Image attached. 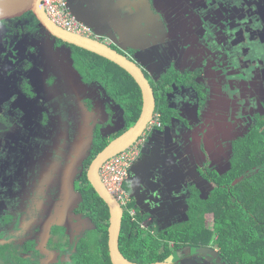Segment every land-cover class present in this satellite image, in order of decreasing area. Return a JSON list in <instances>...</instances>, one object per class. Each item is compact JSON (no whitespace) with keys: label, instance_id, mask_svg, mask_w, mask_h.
I'll return each instance as SVG.
<instances>
[{"label":"flooded vegetation","instance_id":"flooded-vegetation-1","mask_svg":"<svg viewBox=\"0 0 264 264\" xmlns=\"http://www.w3.org/2000/svg\"><path fill=\"white\" fill-rule=\"evenodd\" d=\"M66 1L68 9L89 25L90 38L126 55L139 67L154 94L153 116H159L160 126L144 130L135 142L139 153L128 174L133 185L126 190L128 203L116 200L122 209L119 247L120 241L135 235L123 230L136 225L145 236L156 237L160 231L166 236L163 230L178 221L169 222L173 215L170 205L190 194L198 201L191 210L185 205L183 222L189 224L198 214H204L203 219L214 214L197 210L198 202L202 206L214 189L227 191L224 198L229 204L227 177L239 168L233 162L246 152L252 137L264 135V0ZM83 51L49 34L31 13L0 22V264L2 255L5 264H15V256L25 264H71L87 239L94 220L90 210L78 200L69 213L70 199L59 202L58 196L64 197L69 178L77 194L90 185L88 180L82 182L81 175L83 171L87 174L100 152L91 155L97 133L108 142L128 128L120 104L107 87L86 81L78 60L98 59ZM171 72L181 81H189L179 86L173 83L169 93L163 94V76ZM84 112L92 113L87 127L92 129L94 145L78 165L74 162L77 129ZM97 118L103 122L93 127ZM166 129L169 131L164 133ZM194 165L196 174L201 170V176L197 174L202 177L200 189L193 182L198 178L188 179L186 184L180 179ZM224 169L227 171L222 173ZM255 169L235 176L231 185L251 176ZM156 188L159 190L153 191ZM138 189L167 199L154 206L148 201L139 204ZM181 189L175 196L177 202H172ZM223 208L229 207L224 204ZM62 213L69 215L66 222H51L50 217ZM154 216L159 219L152 221ZM72 221L77 225L71 231ZM189 236L194 237L191 232ZM219 248L195 241H169L168 255L159 262L232 264ZM143 249L144 258L135 263L149 264L145 257L151 250L146 244ZM54 254L61 260H53Z\"/></svg>","mask_w":264,"mask_h":264},{"label":"trees","instance_id":"trees-1","mask_svg":"<svg viewBox=\"0 0 264 264\" xmlns=\"http://www.w3.org/2000/svg\"><path fill=\"white\" fill-rule=\"evenodd\" d=\"M83 53L91 58H97L98 60L95 62L87 59L78 60L77 63L81 70L83 72H92V76H87L88 79L101 83L103 87H107L109 95L112 96L116 103L120 104L122 108L123 120L125 121L126 128L131 127L138 119L142 106L141 93L138 86L125 71L115 64L90 52L83 51ZM188 81L189 78L181 81V78L173 72L165 74L162 79V92L163 94L169 93L173 83L179 86L188 83ZM192 85L190 86L192 87ZM126 97L129 100L128 104H122L123 100L126 101ZM163 110L162 112L166 113L165 108ZM261 120L264 122V118ZM121 132H123V130ZM119 134L121 133H117L106 142V139L97 133L94 138L95 146L91 154L92 157L102 150L104 144H108L119 136ZM235 160L237 162H233V164H238L239 168L235 170L234 175L231 174L227 177L230 178V180L227 181L229 185H227V187L231 190L229 195L232 197L230 198V203H226L227 198H216L217 195H214V189L211 193L212 196L205 199L202 206L199 205L201 201H199L197 205V210L200 211H202L203 205L209 206L202 213L214 212V228L221 226V228L219 227L220 231H218V233L214 231L217 234L215 242L217 244L218 241L219 247L222 250V255L229 263H231L230 256L232 254H237L236 252H238L239 249H244L250 240H256L259 244L254 248L256 252L264 253V247L262 246V244H264V213L261 212L264 211V135L252 137L250 143L247 144L246 152ZM89 161L88 159L87 162L89 163ZM255 167V172L251 176L238 181L235 186L231 185V181L235 176L241 175L246 170ZM81 176L82 182L88 183L86 171H83ZM81 192L82 193L79 194V201L83 204L84 208L90 210V218L94 220H90L91 228L88 230L87 239L83 240L80 244L81 248L79 253H75L72 256L71 264H111L107 252V228L109 218L107 207L90 185H88L87 188H82ZM224 194L227 195L228 192L224 190ZM213 196H215V198H213L214 200H212L214 202L210 201ZM186 199V203H190L191 205L198 201L196 197H191V194ZM219 202H222L229 208L225 210L223 204ZM195 217H198V219H194ZM195 217H193L194 220L192 225L190 224V232L194 237L198 236L202 239L203 236L205 239L206 233L202 231V214H198V216ZM190 220H192L191 217ZM187 224L176 222L163 230L167 233L166 236L160 231L156 232V237L150 234L145 236L146 232L140 230L138 225L134 226V228H130L127 224L129 228L123 231L130 233V235H135H131L130 240H127V242L120 241V244H122V246L119 247L120 252L127 260L140 262L144 258L145 253L143 245L146 244L151 252L149 256L145 257V260L150 263L163 261L168 255V251L166 250L169 241L182 242L184 240L180 239V237H188L190 232L184 229ZM153 248H156V251H152ZM246 256V253L239 255L237 259L239 264L255 263ZM13 258L19 262H25L19 256ZM232 264H234L233 259Z\"/></svg>","mask_w":264,"mask_h":264},{"label":"water","instance_id":"water-1","mask_svg":"<svg viewBox=\"0 0 264 264\" xmlns=\"http://www.w3.org/2000/svg\"><path fill=\"white\" fill-rule=\"evenodd\" d=\"M42 1L43 0H0V22L20 18L24 14L31 13L39 22L40 26L55 38L95 54L121 68L134 80L140 90L142 106L138 119L130 128H128L126 132L111 141L95 156V158L91 161L86 174L89 184L98 197L106 204L108 209L107 250L111 264H138L127 260L119 250L118 243L122 223V209L116 199L103 185L99 176V170L101 165L106 160L133 145L144 132L148 123L151 121L155 110V98L153 91L143 72L136 64H134L132 60L128 59L126 55L124 56L118 53L111 47L93 38L80 36L61 29L47 17L41 7ZM71 14L77 21L89 27V25L77 14L74 12H71ZM85 113L86 112L81 113V116L79 117L80 125L77 129L79 131V142L76 143L78 149L75 157H77V159H75L74 162L78 165H80L81 160L87 157V152L92 141V132H88L87 130L88 120ZM67 182L66 191L62 193L64 194V197L63 195L58 196V201L61 202L60 200H62V202H64L70 199L69 202L72 204L73 200L71 199L72 195L70 194V190H73L72 179L69 178ZM69 183L70 188L68 187ZM78 200H80L79 194L76 193V201ZM67 216L69 215L62 213L60 215H55L52 218L50 217V219H52V223L61 225L60 223L63 222ZM149 264H170V260L168 262H155Z\"/></svg>","mask_w":264,"mask_h":264},{"label":"built area","instance_id":"built-area-1","mask_svg":"<svg viewBox=\"0 0 264 264\" xmlns=\"http://www.w3.org/2000/svg\"><path fill=\"white\" fill-rule=\"evenodd\" d=\"M41 7L47 17L62 29L80 36L90 37L92 35L89 27L72 16L66 0H43ZM159 126V116L155 114L145 130L151 131L153 128ZM138 153L139 143H134L119 154L106 160L99 170V176L103 185L122 205H126L129 201L125 190V183L128 179L130 168L138 157Z\"/></svg>","mask_w":264,"mask_h":264},{"label":"rangeland","instance_id":"rangeland-1","mask_svg":"<svg viewBox=\"0 0 264 264\" xmlns=\"http://www.w3.org/2000/svg\"><path fill=\"white\" fill-rule=\"evenodd\" d=\"M131 50H132V48H131ZM85 74H86V76H85V79L87 80V81H90L91 83L93 82V81H91L90 79H88V77L87 76H92V72H89V71H85L84 72ZM96 81H94L93 83H95ZM92 83V84H93ZM99 83V82H98ZM91 84V85H92ZM218 90H219V92H222L219 88H217ZM210 90V89H209ZM261 92H264V89H262V91ZM211 94H212V92H211ZM260 99H263V98H260ZM125 100L126 101H122V104H128V102H129V100H128V98L126 97L125 98ZM118 107H120L119 105H118ZM260 111H262L263 110V108H258ZM117 110L119 111V114L121 115V113H122V111L119 109V108H117ZM74 111H75V109H74ZM106 112L107 113H109L110 115L112 114V115H114V111H112V110H109V109H107L106 110ZM86 114V117H88L89 115H91L92 113H89V112H87V113H85ZM122 116H123V113H122ZM179 117L182 119V118H185L184 116H182V115H179ZM103 121L102 120H100V119H96L95 120V122L93 123V125L92 126H94L95 124H97V123H102ZM109 129V128H108ZM87 130H88V132H92V129H90V127H88L87 128ZM113 130V128L111 127L110 128V130H109V132L110 131H112ZM103 133H105V132H107V131H102ZM108 135V133L107 134H105V136H107ZM93 144V142L91 141V144H90V146ZM94 145V144H93ZM90 149V148H89ZM233 171V170H232ZM201 172V170H198V172H197V174L199 175V176H201L200 173ZM234 172V171H233ZM198 176V177H199ZM197 178V177H196ZM201 178L202 177H200V178H198V179H196L195 181H193L192 179H194V178H191V179H189V178H185V177H181L180 179H181V181H183V184H186L187 183V181H188V179L189 180H191V181H193L194 183H195V185H196V187H198V186H200V184H202V183H200V181H201ZM68 183V182H67ZM200 183V184H199ZM186 186V185H185ZM68 187L70 188V183H69V185H68ZM210 187V186H209ZM186 189H188V188H186ZM192 189H194L193 187H192ZM50 190V189H49ZM51 192V191H50ZM52 193V192H51ZM195 193V192H194ZM70 194L72 195V197H71V199L73 200V204H71V206L68 208V211H72L73 210V208L77 205L76 204V193L71 189L70 190ZM217 195V197L216 198H224L225 196H227V195H225L224 193H222L221 191H220V189H215V191H214V195ZM203 196H205L204 194H203ZM212 196V195H211ZM56 198V196H54V194H52V196L50 197V199L51 200H54ZM200 198V197H199ZM213 198H215V196H213V197H211V199H210V201H212V200H214ZM231 200V199H230ZM61 202H62V200H60ZM186 201H187V199H185L184 201H182V200H180L178 203H176V205H175V203H174V205H170L171 206V208H172V211L171 212H173V215L169 218V222H171V221H177V222H179V223H182L184 220H183V216H184V211H185V209H186V207H185V205L186 206H188L189 208H190V210H191V204L190 203H186ZM79 202V201H78ZM212 202H214V201H212ZM185 203V204H184ZM219 203H221V204H223L222 202H219ZM171 204V203H170ZM206 205H203V211L207 208V207H209V206H206ZM223 206H224V204H223ZM41 208H42V206H40ZM213 208H216V207H213ZM262 209V208H261ZM53 210V208L52 209H48V212L50 213L51 211ZM69 212V213H70ZM159 212H162V209L160 208L159 209ZM261 212H263L264 213V211H261ZM206 214V213H205ZM204 215V214H203ZM203 215H202V217H201V220H202V222H203V229H202V231L203 232H205L206 234H205V239H201V238H199L198 236H195V237H185V238H183V237H180V239H183L185 242L186 241H190V242H193V241H195V242H201V243H204L205 245H210V246H212V247H214L215 245H219V243H218V241H217V244H216V239H217V234L216 233H218V231H220V228H221V226H219V227H216V228H211L212 227V225H214V222H215V218L213 217L214 216V214H209V215H207V216H205V219H203ZM155 218H152V221L153 220H155V219H159L158 218V216L156 217V216H154ZM162 217H164V216H162ZM174 217H177V218H175V219H172V218H174ZM68 218H69V216H67L65 219H64V222H66L67 220H68ZM159 222H161V221H159ZM168 222V223H169ZM183 223H186L187 224V222H183ZM77 224H75L73 221L70 223V225H69V230H74V227L76 226ZM192 225V224H191ZM208 226L210 227V228H208ZM156 227H159V225H157L156 224ZM190 228V229H189ZM184 229H186L188 232H190L191 231V226H190V224H187L185 227H184ZM214 231H216V233L214 232ZM208 233V234H207ZM260 242V241H259ZM257 245H259L258 243H257V241L256 240H250L249 241V243L245 246V248L244 249H239L238 250V252H236L237 254H232L231 256L232 257H230V259L232 260L233 259V263H238L239 264V262H238V257H239V255L240 254H242V253H246L247 254V256L246 257H249V259L250 260H253V262H255L254 264H264V253H260V252H256L255 251V247L257 246ZM262 246L264 247V244H262ZM78 248H79V246H78ZM220 249V248H219ZM3 250V249H2ZM53 260H55V261H57V260H61V258L59 257V256H57L56 254H54L53 255ZM60 258V259H59ZM15 262V264H25L26 263V261L25 262H19V261H17V260H15L14 261ZM66 262H68V260H66ZM1 263L2 264H5V256L4 255H2L1 256ZM70 263V262H69Z\"/></svg>","mask_w":264,"mask_h":264},{"label":"crops","instance_id":"crops-1","mask_svg":"<svg viewBox=\"0 0 264 264\" xmlns=\"http://www.w3.org/2000/svg\"><path fill=\"white\" fill-rule=\"evenodd\" d=\"M115 7H117V6H115ZM118 8V7H117ZM82 19V18H81ZM85 21V20H84ZM86 22V21H85ZM87 23V22H86ZM98 27V26H97ZM82 86L84 85L83 84V82H81L80 83ZM194 123V122H193ZM192 123V124H193ZM173 124V123H172ZM195 125H196V123H194ZM168 129H166L165 131H164V133H166V131H167ZM172 130V129H171ZM163 131V130H162ZM169 131V130H168ZM160 134H162V132L160 133ZM191 135L194 137V134H192L191 133ZM195 138V137H194ZM196 138H198V137H196ZM196 138H195V140H196ZM215 138H217V136L215 137ZM214 140V139H213ZM195 143H196V141H195ZM213 148H216L217 149V145L216 144H214L213 146H212ZM175 168V167H174ZM193 169V170H192ZM191 169V171L190 170H188L187 169V171L185 170V173L183 174V177H187V178H193V177H197V178H199L198 177V175L196 174V169H197V167H196V165H194L193 166V168ZM223 172L222 173H225L226 171H227V169H224V170H222ZM129 179V178H128ZM176 184L175 183H172V185L171 186H175ZM178 185H179V183H178ZM202 185V184H201ZM201 185L200 186H198L197 188L198 189H200L201 188ZM133 187V185L131 186V182H130V180H128L127 182H126V184H125V188L128 190V189H131ZM142 189V188H141ZM141 189H138V191L136 190V194H137V196L139 197L138 198V200H137V202L140 204V201L141 202H143V201H148L149 203H150V205L151 206H154L155 204H158V203H163V202H165L166 200L165 199H167L165 196V199L162 197H160L158 194L154 197V195L151 193V191L150 192H148L147 190H143L142 191V193H140L141 192ZM176 189V188H175ZM174 189V187H173V191L175 190ZM158 191L159 189L158 188H156L155 190H153V191ZM182 191V189L181 190H178L177 191V193L176 194H174L173 196V198H172V202L174 201V202H177L176 200H177V197L179 196H177V194H179L180 192ZM175 196H177V197H175ZM158 207H160V205H158ZM155 208V207H154Z\"/></svg>","mask_w":264,"mask_h":264},{"label":"clouds","instance_id":"clouds-1","mask_svg":"<svg viewBox=\"0 0 264 264\" xmlns=\"http://www.w3.org/2000/svg\"><path fill=\"white\" fill-rule=\"evenodd\" d=\"M127 181H128V179H127ZM127 181H126V182H127ZM125 184H126V183H125ZM125 190H127V189L125 188Z\"/></svg>","mask_w":264,"mask_h":264}]
</instances>
